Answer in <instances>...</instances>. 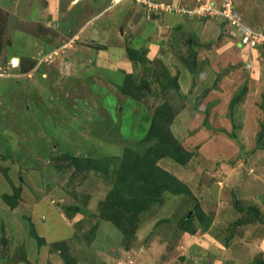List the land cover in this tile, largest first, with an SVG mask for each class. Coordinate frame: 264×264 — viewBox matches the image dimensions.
<instances>
[{
  "label": "rangeland",
  "instance_id": "1",
  "mask_svg": "<svg viewBox=\"0 0 264 264\" xmlns=\"http://www.w3.org/2000/svg\"><path fill=\"white\" fill-rule=\"evenodd\" d=\"M127 1L112 3L155 21L157 42L135 50L130 34L115 67L99 38L67 46L39 21L46 0H0V253L52 225L61 264H226L189 248L220 204L217 239L264 264V0ZM243 30L256 43L238 48Z\"/></svg>",
  "mask_w": 264,
  "mask_h": 264
},
{
  "label": "crops",
  "instance_id": "2",
  "mask_svg": "<svg viewBox=\"0 0 264 264\" xmlns=\"http://www.w3.org/2000/svg\"><path fill=\"white\" fill-rule=\"evenodd\" d=\"M61 1L62 0H46L44 13L42 14L36 13L35 14L36 18L39 21H42L48 24L49 26H51L57 38L69 34L71 36V42L70 44L68 43L67 46L73 47L72 44H74L76 41L83 42L84 40H88V39H90V41L92 40L95 41L96 38H99L100 39L99 44L103 46L98 48L96 56L107 57L108 58L107 64L109 65L116 64L114 65L116 67L118 64H121V62H117L118 60L114 61L115 60L114 57L115 55H117V58L121 57L122 55L121 51L124 49L123 46L125 45L124 44L125 40H127L130 34L135 33V35H132L129 39L131 47L135 50H139L141 46H143L146 42L153 43L152 41L154 40L153 45L155 44V42H157L156 33L158 32V26L156 22L153 20L151 21L145 20L143 24H140L138 22L139 19L132 20L134 18H132L129 12H127L125 15L124 11H126L127 8L122 6L121 3L124 2L128 4L129 2L127 0H122V2H120L118 5L112 3V0H103L102 5L109 4V6H106L107 8L103 9L98 15L91 18H85L86 14L88 13L87 11L89 9L95 10L94 7L99 0H78V1L68 0L67 2H65L64 5L61 4ZM219 4L217 2L216 6H218ZM135 10L136 8L133 9V12H135ZM62 12H63V19H61ZM214 20H216L218 23L220 21L222 22V20L219 18H216ZM135 27L136 30L133 31ZM53 28L57 32H55ZM229 28L231 29V27ZM236 36L238 40L236 46L240 48L241 37L240 36L238 37V35ZM150 37H154V38L151 39ZM221 45L225 46V44L223 43ZM80 48H81L80 44L75 45L73 50ZM251 50H253L252 52H255L257 50V47L251 48ZM230 53L228 52L227 54ZM243 57L246 58V56L244 55ZM137 64H138L137 61L134 60L127 62L126 65L127 68L129 69L127 72L131 74L136 73L138 67ZM250 64L251 63L248 61L247 66H249ZM262 66L259 64L258 67H262ZM111 70H114V68H112ZM254 72H257L259 74V70H255ZM180 78H182V80L185 82L187 81L188 85L190 84V78L188 80L187 77L184 76V74H181ZM259 88L262 91L263 84L261 83V81H259ZM249 144H251V142ZM219 198L217 195L216 196L210 195L208 199L212 205H215V203L219 202L222 199ZM225 200L226 199L223 198L221 201H225ZM221 208L222 207L219 204L218 213L212 217V221H211L212 223L210 225L208 235L205 238H200V239H198L199 237L195 236V243L194 245L190 244L189 248L192 250L193 255H195V257L196 255L202 254V252L207 251L208 253L209 251L210 254H213L214 259L225 256L226 264H244L243 262H240L241 258H243L242 256H244L243 255L244 251H241V248L248 249L245 246L247 241L241 240L240 241L242 243L241 245L244 244V246L237 249L235 245H239V244H235V245L233 244L238 241L234 242L233 240L232 241L230 240L228 242L225 241L223 243L219 241V239H217V237L219 238V233L220 232L222 233L221 224L222 223L224 224V220H222L220 217L222 213ZM4 211L5 210L2 211V209H0V224H2V220L6 221L8 219L7 218L8 216L4 214L5 213ZM260 211L262 210L260 209ZM8 224L9 223L6 222V226H8ZM37 227H38L37 230L39 232L41 231L44 234H46L44 235V237H47L44 238L45 243H43L39 247L35 239L29 237V235H24L23 237L21 236L22 238L16 240L17 238L15 239L13 237L14 233L10 234L11 236L8 238L10 242H8L9 243L8 246L9 248L12 247L15 251L19 250L17 251L18 257L15 259L14 257L12 258V256H9V253L7 255L0 253V264H61L58 262L57 259L58 257H56L55 254H52L48 248V245L52 243L49 239L50 236L53 237L58 235V232H60V230H58V228L52 225L45 226L44 228H41V226H37ZM213 235H215V237ZM0 237H1V233H0ZM96 261L97 259L94 262H90V263H85L84 261H82L79 264H96ZM117 261L118 259L113 264H121L120 261L118 262ZM198 262L199 264L201 263L199 260Z\"/></svg>",
  "mask_w": 264,
  "mask_h": 264
},
{
  "label": "built area",
  "instance_id": "3",
  "mask_svg": "<svg viewBox=\"0 0 264 264\" xmlns=\"http://www.w3.org/2000/svg\"><path fill=\"white\" fill-rule=\"evenodd\" d=\"M149 6H150V4H149ZM154 8H157V9H161V10H168L170 7H164V5H161V4H154ZM230 3L229 4H227L226 6H225V9H224V11L226 10H228L227 11V13H224V15L229 19V16H230ZM170 10H172V9H170ZM233 24H235V23H233ZM236 25V24H235ZM241 34H242V38H241V44H243V45H245V44H255L256 42V35L253 33V34H251V33H248L247 31H245V30H243V32H241Z\"/></svg>",
  "mask_w": 264,
  "mask_h": 264
},
{
  "label": "bare ground",
  "instance_id": "4",
  "mask_svg": "<svg viewBox=\"0 0 264 264\" xmlns=\"http://www.w3.org/2000/svg\"><path fill=\"white\" fill-rule=\"evenodd\" d=\"M14 62V64H16L17 63V61L15 60V61H13Z\"/></svg>",
  "mask_w": 264,
  "mask_h": 264
}]
</instances>
